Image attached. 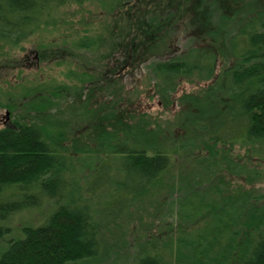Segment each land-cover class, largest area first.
<instances>
[{
	"label": "trees",
	"instance_id": "obj_1",
	"mask_svg": "<svg viewBox=\"0 0 264 264\" xmlns=\"http://www.w3.org/2000/svg\"><path fill=\"white\" fill-rule=\"evenodd\" d=\"M97 1L102 2L0 0V42L15 46L40 27L63 26L74 30L73 48L90 50L93 40L79 37L77 27L91 14L74 10ZM263 2L159 0L160 16L152 17V0H146L148 10H137L138 19L130 22L127 35V24L124 30L111 33V27H107L106 36L119 39L120 45L101 67L118 79L122 73L136 70L145 62L151 91L170 93L165 97L168 102L171 97L179 99L188 95L181 88L182 78L193 74L202 82H213L199 92L200 96H194V100L186 98L188 107L180 114L177 112L176 118H182L178 125L183 122L180 137L186 136L189 127L190 132L199 134L218 123L212 138L206 140L213 146L206 144L210 152L206 149L205 154L213 155L215 146L225 151L234 145L261 146L264 143ZM215 12L223 16L211 27L209 19ZM184 35L186 43L177 51L175 47L182 43ZM216 53L220 54L217 62H221L215 72ZM88 76L82 71L69 73L70 79L80 84L89 83ZM203 113L208 115L201 117ZM48 137L32 125L16 124L0 129V264H75L84 258L98 257L102 250L99 235L109 230L130 205L164 189L161 183L167 177H174L172 170L177 166V145L169 147L157 144L158 140L146 141L147 135L141 131L133 133L131 140L109 147V155L94 164V175L81 184L74 176L75 162L70 154ZM93 151L90 147L80 149L84 156L90 157ZM192 165L197 168L195 163ZM69 174L74 180L70 181ZM104 189H109L108 196L95 213L91 212L92 202ZM246 194H233L221 202L214 200L218 217L216 227L211 229L213 235H205L199 241L189 236L171 241V256L184 264H199V260L201 264H264V204L252 200L262 202L264 196ZM207 196V191L195 192L192 196L188 194L185 201L200 210L207 205ZM236 202L239 205L235 210L227 209ZM52 206L53 210L42 222L23 225L20 237L6 240L12 230L7 222L16 215ZM185 250L187 253L183 255ZM134 264L169 263L159 255L147 254Z\"/></svg>",
	"mask_w": 264,
	"mask_h": 264
},
{
	"label": "rangeland",
	"instance_id": "obj_2",
	"mask_svg": "<svg viewBox=\"0 0 264 264\" xmlns=\"http://www.w3.org/2000/svg\"><path fill=\"white\" fill-rule=\"evenodd\" d=\"M100 1L74 10L91 14L77 27L79 37L93 40L90 50L73 48L74 30L63 26L40 27L15 46L0 42V129L25 124L43 130L52 143L63 146L70 154L75 162L74 176L81 184L94 175V164L109 155V147L131 140L133 133L143 131L146 141L158 140L157 144L169 147L177 145L174 177L164 179L161 183L164 189L146 195L119 214L120 219L99 235L100 255L75 264H134L147 254L159 255L169 264H184L171 256L170 242L187 236L196 241L205 235L212 236L211 229L216 227L218 217L214 200L221 202L237 193L264 196V143L261 146L234 145L230 151L215 146L213 155L205 154L206 140L212 138L218 123L199 134L190 132L189 127L186 136L180 137L183 122L178 125L182 118H176L177 112L180 114L188 107L186 98L194 100V96L213 82H202L193 74L182 78L181 88L188 95L179 99L171 97L168 102L165 97L170 93L151 91L148 82L151 79L145 76V62L136 70L121 72L118 79L111 73L106 74L101 63L111 58V53L120 45L119 39L106 36L107 27H111V33L124 30L127 24V32L130 22L138 19L137 10L148 8L146 0ZM152 3L150 16H160L159 0ZM222 16L215 12L209 19L211 27ZM186 40L184 35L182 43L175 47L177 51ZM164 41H168L167 36ZM219 56L216 53L215 72L220 66L217 65L221 62H217ZM70 71H82L91 81L74 82L69 77ZM204 115L208 114L200 116ZM111 136L113 139L107 141ZM87 147L94 150L92 157L80 152ZM111 159L114 161V157ZM69 175L70 181L74 180ZM205 191L209 196L202 209L197 210L198 206L194 208L185 201L188 194ZM108 193L109 189H104L97 195L91 212L95 213L102 206ZM252 200L264 204L259 199ZM238 205L236 202L227 209L235 210ZM52 208L16 215L13 221L7 222L12 230L6 240L20 237L23 225L35 226L42 222ZM186 253L185 250L182 254ZM196 261L198 263V259ZM199 261L201 264L202 260Z\"/></svg>",
	"mask_w": 264,
	"mask_h": 264
},
{
	"label": "bare ground",
	"instance_id": "obj_3",
	"mask_svg": "<svg viewBox=\"0 0 264 264\" xmlns=\"http://www.w3.org/2000/svg\"><path fill=\"white\" fill-rule=\"evenodd\" d=\"M90 259H93V258H84V259H82L80 261H86V260H90Z\"/></svg>",
	"mask_w": 264,
	"mask_h": 264
}]
</instances>
